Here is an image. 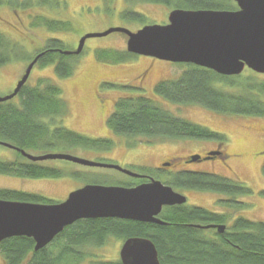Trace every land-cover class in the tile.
Instances as JSON below:
<instances>
[{"label": "trees", "instance_id": "16d2710c", "mask_svg": "<svg viewBox=\"0 0 264 264\" xmlns=\"http://www.w3.org/2000/svg\"><path fill=\"white\" fill-rule=\"evenodd\" d=\"M126 2L164 5L184 10L237 9L232 0ZM20 3V0H0V7L6 5L17 10L19 7L26 9L40 3L52 5L51 0H25L23 4ZM121 15L123 20L129 22L143 23L145 20L142 14L132 9L124 11ZM34 26H45L54 32L71 29L70 23L50 20L46 16L38 17ZM59 51L70 50L62 41L50 39L41 51L46 53L40 58L37 66H54L59 78H69L74 72V64L69 62L77 56H66ZM20 53H23L21 47L0 32V67L17 61L21 57ZM96 56L101 62L120 64L134 55L127 51L100 49L96 51ZM185 66L188 67L187 70L178 79L161 81L157 85V95L173 104L197 105L223 116L264 118L263 75L246 70L247 73L241 76L224 77L195 65ZM122 88L142 91L129 85ZM66 113L62 90L57 85L43 79L38 86H29L27 83L14 100L0 103V141L28 153H56L51 150L66 146L77 149H105L112 145L107 140H91L64 128L61 125V117ZM107 125L117 135L141 139L147 143H153L155 139L214 141L220 145L225 143L224 135L177 117L147 97L133 94L115 103ZM13 152V159L0 160L1 176L39 180L64 177L78 179L82 175L71 173L72 169L68 166L60 169L52 167L49 162L32 163L21 153ZM191 157L186 159H189L188 163ZM169 161L173 163L172 160ZM135 182L129 179L120 186L133 187ZM166 184L176 190L188 189L227 197L231 201L225 200V203H233V207L238 208L241 203L237 199L252 194V191L238 180L189 169L170 174ZM0 200L51 203L40 195L14 190H0ZM160 219L166 223L165 226L120 219L81 220L67 227L42 250L35 251L33 239L15 237L0 244L1 254L5 264H83L87 261L88 264H122L120 260H98V257L90 253L89 248H102L111 238L125 241L138 237L150 239L155 244L161 264H264L262 222L240 217L233 224L227 225L232 219L230 216L196 206L165 207ZM211 225H226L228 228L224 234H220L217 229L197 228ZM86 249L89 253H86Z\"/></svg>", "mask_w": 264, "mask_h": 264}, {"label": "rangeland", "instance_id": "374dc122", "mask_svg": "<svg viewBox=\"0 0 264 264\" xmlns=\"http://www.w3.org/2000/svg\"><path fill=\"white\" fill-rule=\"evenodd\" d=\"M20 1V4L25 2ZM51 2L52 5L40 3L26 9L19 7L17 10L6 5L0 7V32L23 51L17 61L0 67V97H6L13 92L29 62L45 49L50 39L60 40L67 49L74 51L80 39L88 33H101L113 27L137 32L146 25L168 24L170 13L175 10L173 7L142 2L128 4L126 0ZM235 6L237 7L236 4ZM128 9L142 14L145 17L144 22L123 20L121 14ZM40 16L70 23L71 29L54 32L45 26L36 27L34 24ZM127 41L128 38L123 34L88 40L83 53L69 62L74 64L73 75L69 78H59L54 66L34 68L28 81L29 86H38L43 79L49 80L62 90L63 102L67 107V113L61 117L64 128L91 140H107L112 144L105 149H77L66 146L51 152L113 164L166 183L170 174L187 167L185 160L188 157L205 155L219 147L222 153L231 155L230 161L203 162L187 168L242 182L252 194L237 199L241 203L240 207L225 203V200L229 202L231 199L220 195L188 189L175 191L188 198L187 206L201 207L230 216L232 219L227 225L233 224L240 217L264 223V118L223 116L197 105L173 104L157 95V85L161 81L178 79L187 70L185 65L144 56H133L120 64L104 63L97 59L96 51L100 49L125 52ZM128 85L142 91L122 88ZM129 94L147 97L177 117L224 135L225 143L220 145L214 141L165 139H155L153 143H147L141 139L113 133L108 128V118L114 111L115 103ZM44 153L49 154L47 151L31 154ZM13 155V151L0 147V160L13 159ZM234 155L240 156L235 158ZM169 160L173 161L172 167L165 172L157 171L160 164ZM49 163L60 169L68 166L72 169L71 173L82 175L78 179L64 177L39 180L0 175V190L23 191L40 195L54 203H62L70 194L87 185L120 186L129 180V177L115 170L83 167L65 161ZM123 243V240L111 238L104 247L89 250L98 260L119 261ZM86 253H89L88 250ZM0 264H5L1 249ZM83 264H88V261Z\"/></svg>", "mask_w": 264, "mask_h": 264}, {"label": "water", "instance_id": "95a60500", "mask_svg": "<svg viewBox=\"0 0 264 264\" xmlns=\"http://www.w3.org/2000/svg\"><path fill=\"white\" fill-rule=\"evenodd\" d=\"M236 11L175 9L167 25H147L137 32L113 27L101 33L84 35L74 51H59L79 56L90 39L123 34L128 38L127 52L174 64H189L211 70L224 77H237L246 69L264 75V0H233ZM46 52L27 66L13 92L0 97V103L14 100L29 81L33 69ZM0 147L17 151L32 163L66 161L89 168L110 169L147 183L123 186L87 185L59 204H35L0 200V243L15 237L35 242V251L49 246L67 227L88 219H120L165 226L159 216L165 207L183 206L187 198L163 182L113 164L92 162L70 154L33 155L9 143ZM219 152H210L203 160L195 155L191 164L214 160ZM217 229L225 225L197 226ZM122 264H161L155 244L146 238L127 239L120 250Z\"/></svg>", "mask_w": 264, "mask_h": 264}, {"label": "flooded vegetation", "instance_id": "af4514ba", "mask_svg": "<svg viewBox=\"0 0 264 264\" xmlns=\"http://www.w3.org/2000/svg\"><path fill=\"white\" fill-rule=\"evenodd\" d=\"M216 151H218L219 153H220V155H219V157L216 159V160H220L221 162H225L226 160L227 161H230L231 159V155L230 154H225V153H222L221 152V149L219 148V147H217V149H216ZM209 152H207L205 155H200V156H202V158L204 159L206 156H207V154H208ZM240 155H234V157L235 158H237V157H239ZM216 160H213V161H216ZM188 161H189V159L188 160H186L185 161V163H186V165H187V167H189V166H192L191 164H189L188 163ZM213 161H208L209 163H212ZM171 161H166V162H164V163H162V164H160V167H158V171L159 172H165L167 169H169L170 167H172V164L170 163ZM203 163V162H202ZM201 164V163H200ZM196 165V164H195ZM167 166H169L168 168H167ZM186 166H184V168L182 169V170H187L188 168H187ZM229 169V168H228ZM130 178V177H129ZM130 179H133V178H130ZM135 180V179H134ZM136 182H135V184H134V186H136L137 184H141L142 182H139V181H137V180H135ZM143 182L145 183L146 181L145 180H143ZM52 203H54V202H52L51 201V203H44V204H52ZM187 206V205H186ZM212 231V230H211ZM104 247V246H103Z\"/></svg>", "mask_w": 264, "mask_h": 264}]
</instances>
